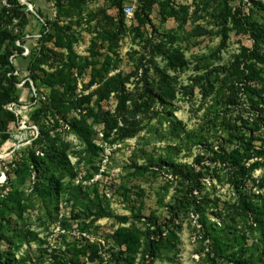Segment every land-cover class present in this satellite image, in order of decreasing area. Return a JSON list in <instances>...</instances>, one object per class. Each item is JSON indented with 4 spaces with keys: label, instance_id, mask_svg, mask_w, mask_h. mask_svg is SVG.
Wrapping results in <instances>:
<instances>
[{
    "label": "rangeland",
    "instance_id": "rangeland-1",
    "mask_svg": "<svg viewBox=\"0 0 264 264\" xmlns=\"http://www.w3.org/2000/svg\"><path fill=\"white\" fill-rule=\"evenodd\" d=\"M113 1L66 0L59 3L57 17L50 4L45 9L53 26L33 64L41 77L40 95L36 87H17L10 100L17 102L19 121L0 124V183L9 177L12 184L7 190L0 184V264L4 259L15 264L125 261L117 231L146 230L140 216L168 224L179 206L182 180L159 166L170 160L169 151L177 162L202 168L207 187L202 197L218 204L207 209L212 221H219L212 213L235 218L238 191L264 203V64L252 56L257 50L264 55V44L256 48L251 32L234 27L245 16L262 25L264 0H254L258 7L249 0H139L135 14L123 20ZM42 27L28 28L29 49L39 47ZM19 69L26 80L23 65ZM160 72L169 77L167 85ZM211 86L215 89L205 99ZM158 93L168 105L156 100ZM74 120L88 131L94 149L71 133ZM133 127L140 130L125 137ZM234 135L243 136L245 145ZM194 136L203 144L196 145ZM51 142L70 145L73 175L56 174L60 192L48 203L36 194L34 175L23 181L14 171ZM222 150L225 163L214 154ZM198 157H205L201 168ZM133 165L150 170L138 172ZM217 175L224 177L221 182ZM84 203L93 208L89 217L79 214ZM176 222V235L163 241L153 264H226L220 257L213 262L195 239L199 219L192 208H181ZM236 224L249 246L262 249L246 223L237 218ZM143 251L144 243L136 264Z\"/></svg>",
    "mask_w": 264,
    "mask_h": 264
},
{
    "label": "trees",
    "instance_id": "trees-1",
    "mask_svg": "<svg viewBox=\"0 0 264 264\" xmlns=\"http://www.w3.org/2000/svg\"><path fill=\"white\" fill-rule=\"evenodd\" d=\"M66 0H55L56 9L58 15V6L59 3L65 2ZM123 1L124 0H114L113 4L121 12L120 19L123 20ZM152 1V0H150ZM254 6H259L260 4L254 0H249ZM2 4V5H1ZM0 4V29L7 23L12 26L13 29H8L7 26L5 29L0 31V124L7 126L9 122H17L19 118L15 112L6 110L4 108L6 105H15L17 104L16 100H10L13 93L16 92L19 84L23 82L20 79V67L23 65V71L28 73L25 84L22 86L26 87H36L38 96L40 95V85L39 78L41 77L36 74L37 72L33 70V64L43 53V44L45 39L50 35L52 30V22L45 20L43 24V29L41 33L40 40L38 39L37 45L33 48V45H30V55L25 56L26 46L28 44L27 35H29L28 28L31 27L37 29L40 19L28 14L25 11V6L20 0H2ZM223 12V9L221 10ZM37 15L41 17H46L40 11L37 12ZM3 23V24H2ZM234 27L239 31L241 27L246 32L252 33V36L255 38L254 43L256 48H258L259 43L264 44V23L259 24L251 20L249 16L241 17L238 21L234 23ZM33 36V35H32ZM46 48V47H45ZM39 50V51H38ZM258 52H253V59L256 62L264 64V55H261ZM54 63V61H53ZM48 62V64H53ZM239 67V65H238ZM227 70V69H224ZM16 72H19L16 75ZM162 76L163 82L168 84L169 77L165 74L159 73ZM227 77V76H226ZM208 82V80H207ZM5 83L7 85H5ZM32 83V84H31ZM215 88L211 86L210 89H205L203 97L206 99ZM165 94L158 93L155 95L157 101L168 105ZM33 100H36V97H33ZM127 102H123V107H127ZM234 102V101H232ZM7 107V106H6ZM135 107L138 106L135 103ZM5 111H3V109ZM6 120V121H5ZM5 121V122H4ZM176 123L181 124L179 121ZM71 133L74 134L80 141L84 142L89 148L94 149L95 145L89 135L88 131L83 127H80L77 122L74 120L70 124ZM140 130L139 127H133L127 131L124 135L125 137H132ZM180 130L179 127H176L175 131ZM179 140L181 136L177 133L174 135ZM197 139L196 136H194ZM235 142L243 143L244 137L239 135H234ZM203 144L201 138L197 139L196 145ZM69 144H58L51 142L42 149L39 155L32 159L24 168H19L14 171L16 176H23V181L25 176L29 175L32 177L34 175V190L36 194L45 202H51L58 199L60 192V180L56 176L57 173H66V175L72 176L73 170L71 168L70 160L67 154L69 149ZM220 154L214 153L217 158L226 162L225 152ZM170 160L161 161L159 166L162 167L163 164L167 166L168 170L176 178H181L183 183V189L181 190V195L178 197L177 202L179 206L173 208L172 211V220L167 224L159 222L157 217H138L144 220V223L147 226L146 230L141 229H131L129 227H122L117 231L116 240L119 247H126V252L121 253L120 256L125 255V261H121L119 258L116 259L117 264H136V256L139 252V248L144 243V251L142 252V258L139 260L138 264H153L158 259V253L168 236L176 235L179 225H177L176 220L178 219L179 211L181 208H192V215L198 217L199 223L196 225L198 227L197 240L201 241L206 247L208 254L213 255L212 261L215 262V259L219 257L222 259V262L226 264H264V203L259 202V198L248 193L238 191V200L233 206L235 211V218L222 217V214L212 215L218 217L217 222L212 221L207 213V209L213 205L218 206L217 202L214 204L207 195L202 197V194L206 190V184L203 182L204 174L201 172L200 164L205 157H198L197 164L201 168L199 171L196 167L192 165H186L176 161V153L169 151ZM233 166H237L235 161H231ZM155 166V165H152ZM133 168L138 170V172H148L150 167H139L133 165ZM23 169V170H22ZM53 169V170H51ZM241 169V168H240ZM50 170L52 171L50 174ZM62 176V175H61ZM65 176V175H64ZM219 182L224 177L217 175L216 177ZM22 181V182H23ZM12 186L11 180L8 179L2 185L3 190L10 189ZM239 188V186H237ZM215 190V187H213ZM9 196V195H8ZM7 196V197H8ZM10 197V196H9ZM3 201L0 200V210L2 207ZM81 210L79 214H85L87 217L93 214V208L89 204H85L80 207ZM51 215L52 212L50 211ZM77 215L78 217L80 215ZM246 223L249 226V229L255 233L258 238L261 240L262 249H256L255 247L248 245V238L245 235H240L238 225L236 224V219ZM122 222H125L126 218H119ZM2 220H6L3 216ZM9 222V220H8ZM10 224V222H9ZM228 232V235L232 237H227L224 235ZM15 234L19 242H23L24 238L19 237V231L15 230ZM3 235L0 234V240H2ZM13 245V244H12ZM79 252L85 253L84 250ZM139 255V254H138ZM13 256V255H12ZM2 253L0 252V263L2 262ZM4 264H15L14 259H4Z\"/></svg>",
    "mask_w": 264,
    "mask_h": 264
},
{
    "label": "built area",
    "instance_id": "built-area-1",
    "mask_svg": "<svg viewBox=\"0 0 264 264\" xmlns=\"http://www.w3.org/2000/svg\"><path fill=\"white\" fill-rule=\"evenodd\" d=\"M20 1L25 6V11L28 14H30V17H31V15H33V16L39 18L40 19L39 25L42 24V26H43V24L45 23V17L43 18V17L37 15V10H36V7H35L34 3L31 2L30 0H20ZM47 1H48V4H50V6L52 7V11L54 12L53 13L54 14V17H57V9H56V2H55V0H47ZM138 1L139 0H130L129 3H127V4L124 5L123 12H124V15L127 18H131L135 14V12L137 10V7H138ZM28 32H30V31H28ZM28 36H30V35H27V37ZM33 47H35V46H33ZM25 48H26V51H25L24 55L25 56L30 55V53H31L30 49L27 46ZM18 74H19V72H16V75H18ZM25 82L26 81H23L21 84H19V87H22L25 84ZM7 108L10 111L16 113V107H15V105H9ZM5 181L6 180L4 179V181L2 183H0V184L5 183ZM195 239H197V236H195Z\"/></svg>",
    "mask_w": 264,
    "mask_h": 264
},
{
    "label": "crops",
    "instance_id": "crops-1",
    "mask_svg": "<svg viewBox=\"0 0 264 264\" xmlns=\"http://www.w3.org/2000/svg\"><path fill=\"white\" fill-rule=\"evenodd\" d=\"M30 1L34 3L37 12L40 11L41 13H43V15H46L45 9L47 8V5H49L47 0H30Z\"/></svg>",
    "mask_w": 264,
    "mask_h": 264
},
{
    "label": "water",
    "instance_id": "water-1",
    "mask_svg": "<svg viewBox=\"0 0 264 264\" xmlns=\"http://www.w3.org/2000/svg\"><path fill=\"white\" fill-rule=\"evenodd\" d=\"M90 261H93V258L92 257H90Z\"/></svg>",
    "mask_w": 264,
    "mask_h": 264
}]
</instances>
